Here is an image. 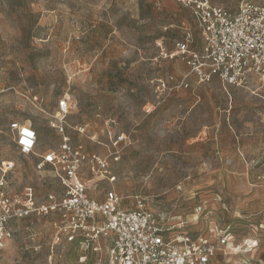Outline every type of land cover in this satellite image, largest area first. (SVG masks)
Wrapping results in <instances>:
<instances>
[{
    "label": "rangeland",
    "instance_id": "rangeland-1",
    "mask_svg": "<svg viewBox=\"0 0 264 264\" xmlns=\"http://www.w3.org/2000/svg\"><path fill=\"white\" fill-rule=\"evenodd\" d=\"M212 1L236 11L249 0ZM186 27L199 48L177 0H0V159L17 164L15 191L32 188L39 201L56 191L50 173L42 178L36 159L18 153L9 124H32L38 151L54 150L51 123L67 100L76 145L107 154L111 134L131 137L120 196H141L195 237L229 227L237 248L217 264H264V83L200 82L173 56ZM12 229L0 264H107L105 252L54 245L49 218Z\"/></svg>",
    "mask_w": 264,
    "mask_h": 264
},
{
    "label": "built area",
    "instance_id": "built-area-1",
    "mask_svg": "<svg viewBox=\"0 0 264 264\" xmlns=\"http://www.w3.org/2000/svg\"><path fill=\"white\" fill-rule=\"evenodd\" d=\"M188 10L201 36L194 48L186 27L173 56L180 57L202 83L218 79L225 86L245 88L264 83V3L244 1L236 11L212 0H177ZM70 104L59 103L52 127L61 137L54 150L38 151L39 135L30 123L13 121L9 133L18 153L36 159L34 170L44 179L50 173L57 189L39 201L33 189L17 192L11 177L17 164L0 159V250L14 236L15 221L49 218L54 245L106 254L107 264H217L236 250L229 227H215L195 237L171 223L170 213L149 208L141 196L126 200L118 193V168L132 145L128 134H111L107 154L89 152L73 142L67 130ZM82 131H85L82 129ZM99 189V191H98ZM196 208V214L203 213ZM229 250V251H228Z\"/></svg>",
    "mask_w": 264,
    "mask_h": 264
},
{
    "label": "crops",
    "instance_id": "crops-1",
    "mask_svg": "<svg viewBox=\"0 0 264 264\" xmlns=\"http://www.w3.org/2000/svg\"><path fill=\"white\" fill-rule=\"evenodd\" d=\"M236 245H237V242H236Z\"/></svg>",
    "mask_w": 264,
    "mask_h": 264
}]
</instances>
